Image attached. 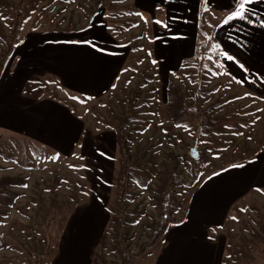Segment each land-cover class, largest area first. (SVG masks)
Listing matches in <instances>:
<instances>
[{
	"label": "rangeland",
	"instance_id": "374dc122",
	"mask_svg": "<svg viewBox=\"0 0 264 264\" xmlns=\"http://www.w3.org/2000/svg\"><path fill=\"white\" fill-rule=\"evenodd\" d=\"M97 1L40 0L31 20L18 32L23 37L39 28L37 32L77 36L103 23L127 58L109 91L98 99L72 91L47 73L26 82L27 94L55 97L82 121L84 131L75 154L64 156L0 128V179H19L17 186L10 187L18 194L11 198L13 204L4 206L5 198L0 199V263L78 264L76 256L84 258L95 249L82 264H89L96 253L99 264H122L115 230L105 233V227L111 217L108 207L119 209V179L128 169L119 161L117 147L118 133L123 132L131 157L127 248L137 250L160 221L156 191L167 176L166 165L187 180L194 168L200 179L193 188L174 184L172 199L180 208L173 217L180 221L148 254L129 255L130 264H211L209 247H219L222 264H264V194L255 195L257 190L264 191L255 187L258 180L264 183V102L226 76L214 16L209 22L203 20L204 30L199 32L198 45L213 37L200 71L192 68L191 77L188 68L180 69L170 77L188 101L199 90L205 99L203 109L211 108L208 115L225 125L220 135H201L198 140L195 125L175 126L160 120L167 85L154 52L153 65L147 48L155 26L164 27L163 14L138 11L132 0H103L105 5L112 2L113 7L136 12L119 17L120 24L130 21L131 28L116 37L108 30L104 7ZM17 8L15 0H0V58L11 44ZM133 59L137 70L128 71L126 66ZM144 70H149L151 78L141 86ZM190 113L187 123H194ZM196 143L199 158L195 160L190 151ZM238 155L244 157L235 158ZM54 204L57 208L52 213L49 209ZM46 218L54 219L51 227Z\"/></svg>",
	"mask_w": 264,
	"mask_h": 264
},
{
	"label": "crops",
	"instance_id": "0c3cea01",
	"mask_svg": "<svg viewBox=\"0 0 264 264\" xmlns=\"http://www.w3.org/2000/svg\"><path fill=\"white\" fill-rule=\"evenodd\" d=\"M132 3L138 11L163 14L164 27L155 26L153 40L160 77L166 85L172 73L181 69L183 60L196 54L203 6L206 22L210 15L216 21L224 15L216 27L215 38L225 74L264 102V0H255L247 6V20L235 19L227 24L224 21L235 10L237 0H132ZM126 58L125 49L107 33L103 23L77 36L59 31L25 34L0 78V128L72 156L82 140L84 124L60 101L27 94L26 82L47 73L60 78L72 91L98 99L109 91ZM199 182L200 179L193 187ZM255 187L264 188V183L258 180ZM263 194V190L255 193ZM185 213L186 207L183 216ZM220 235L224 234L220 231ZM209 249L211 264H222L219 247ZM92 252L95 249L84 258L76 256L78 264Z\"/></svg>",
	"mask_w": 264,
	"mask_h": 264
},
{
	"label": "trees",
	"instance_id": "16d2710c",
	"mask_svg": "<svg viewBox=\"0 0 264 264\" xmlns=\"http://www.w3.org/2000/svg\"><path fill=\"white\" fill-rule=\"evenodd\" d=\"M18 4V8L15 12V20L12 23V41L11 44L8 46L7 51L4 53V56L0 58V78L8 64L9 59L13 56L16 46L22 40V36L19 37V33L21 31V27L24 26L28 21L31 20L33 14L36 12L38 8V4L40 0H15ZM50 1H57V0H50ZM97 5L99 7H104L105 17L108 21V30L116 37H119L124 30H128L131 28L129 24L130 21L123 20L120 24L119 17H123L122 14H136L135 11L131 10L130 7H121L116 8L113 7L112 2L110 4L105 5L103 0H98ZM206 7L203 6V9ZM201 11V22L199 26V32L204 30L203 25V15L204 10ZM224 16V15H223ZM223 16L217 19L214 27V31L216 30L217 25L222 20ZM205 21V20H204ZM206 22V21H205ZM209 22V21H207ZM125 28L122 30V28ZM39 28L33 29L34 31L38 30ZM121 29V31H120ZM141 34V33H140ZM215 34V33H214ZM144 38V35H138L137 38ZM213 42V37L209 36L208 40L201 45H198L196 54L193 58L185 59L182 62L181 69L188 68V74L192 77L195 73H191L190 70L196 67V69H200L203 66V62L205 60V53L209 46H211ZM150 43V47L147 48L150 60L153 63V37ZM134 62V59H133ZM126 69L129 71L137 70L136 63H130L126 66ZM198 69V70H199ZM200 71V70H199ZM149 70H144L143 78L140 80V85H146L147 80L151 77H148ZM205 96V95H204ZM52 99L55 100V97ZM191 101H188V96L185 92L181 90V87L173 80L169 79L167 85V101L165 104L164 109L161 110L162 116L160 120L164 123H171L175 126H184L186 124L195 125L197 128V133L200 135L197 139L200 140L201 135H220L222 128L225 126L223 125L221 119L214 120L212 117L208 115V112L211 108L203 109L205 105V99L200 94L199 90H194L191 96ZM190 112H193V120L194 123L189 122L187 123V119L190 117ZM2 140V135L0 134V142ZM127 140L128 138L125 136L123 132H119L117 136V147L120 154V162H124V166L128 169L124 170V176L119 179V188L121 193L119 194L118 210H114L112 206L108 207V212L110 213L111 217L109 218V222L105 227V233L108 232L110 229L115 230V237L114 239L117 241V249H121L122 253V264H130V257L129 255L133 256L134 258H140L148 254V251L156 246L166 234L168 228L180 221L179 219H175L173 216L176 214V211L179 210L180 206L177 207V202L172 199L171 190L174 184L193 187L197 181L199 180V175L197 172L194 171V168L191 169V179L187 180L185 177L178 174L174 168L171 166L166 165L167 176L164 179L163 185L160 189L156 191L158 193V208L160 210V221L157 227L153 228L152 234L148 237L147 241L141 243L139 247L136 249H129L126 247L125 242L127 241V231L126 226L129 221L130 211L127 208L126 200L128 198L129 190V180H130V170L129 164L131 157L128 153L127 155ZM244 157L242 155H238L235 158ZM126 158V159H125ZM194 162V161H193ZM19 184V179L11 178V177H2L0 179V199L5 198L6 202H1L2 205L11 206L14 202L13 197H17L18 194L14 193L10 187L17 186ZM54 201L53 203H55ZM59 206V203L57 204ZM56 205H52L49 209L52 213L55 212ZM49 211V212H50ZM1 213V210H0ZM59 217H61L62 213H59ZM184 213H182L183 216ZM47 226L51 227L53 224L54 219L46 218ZM104 236L102 237L103 240ZM99 254L96 253L93 261L91 264H99L98 263ZM1 264V263H0Z\"/></svg>",
	"mask_w": 264,
	"mask_h": 264
},
{
	"label": "snow or ice",
	"instance_id": "6c2138e0",
	"mask_svg": "<svg viewBox=\"0 0 264 264\" xmlns=\"http://www.w3.org/2000/svg\"><path fill=\"white\" fill-rule=\"evenodd\" d=\"M255 0H237L235 10L225 19L224 23L227 24L235 19L247 20L248 18V5L254 3ZM157 23H161L157 21ZM231 59V57H229Z\"/></svg>",
	"mask_w": 264,
	"mask_h": 264
},
{
	"label": "water",
	"instance_id": "95a60500",
	"mask_svg": "<svg viewBox=\"0 0 264 264\" xmlns=\"http://www.w3.org/2000/svg\"><path fill=\"white\" fill-rule=\"evenodd\" d=\"M190 155L192 156V158H194L195 160L199 158V154L197 152V143L194 145V147L191 149L190 151Z\"/></svg>",
	"mask_w": 264,
	"mask_h": 264
}]
</instances>
